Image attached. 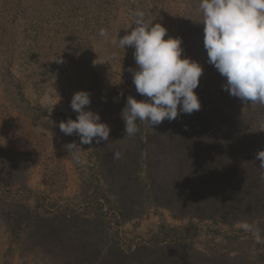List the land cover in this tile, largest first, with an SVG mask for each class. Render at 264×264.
Returning <instances> with one entry per match:
<instances>
[{
  "label": "rangeland",
  "instance_id": "1",
  "mask_svg": "<svg viewBox=\"0 0 264 264\" xmlns=\"http://www.w3.org/2000/svg\"><path fill=\"white\" fill-rule=\"evenodd\" d=\"M198 5L0 0V264H264V104L223 89ZM138 12L202 66L201 109L124 139L127 97H145L134 48L112 41ZM79 91L111 129L80 163L65 148L79 136L59 129Z\"/></svg>",
  "mask_w": 264,
  "mask_h": 264
},
{
  "label": "clouds",
  "instance_id": "2",
  "mask_svg": "<svg viewBox=\"0 0 264 264\" xmlns=\"http://www.w3.org/2000/svg\"><path fill=\"white\" fill-rule=\"evenodd\" d=\"M198 11L204 25V48L208 63L226 79L223 89L243 103L264 104V0H199ZM134 26L122 38L112 43L119 48H134L136 68L129 69L137 93L145 97L138 101L127 97L121 116L125 123V138L135 135L138 122L154 128L165 119L174 121L183 114L201 109V102L194 91L200 84L202 66L190 58H181L183 49L180 38L169 37L160 23L136 14ZM106 36V29H100ZM91 104L90 93H74L70 107L78 115L59 123L67 136L77 135L80 144L65 145L72 159L83 161L82 145L108 141L110 127L101 122L99 114L86 110ZM264 127V124L261 125ZM123 139V140H124ZM115 158H120L116 152ZM260 168L264 169V150L256 153ZM239 227L252 231V225L241 222ZM261 242L259 229L253 232Z\"/></svg>",
  "mask_w": 264,
  "mask_h": 264
}]
</instances>
